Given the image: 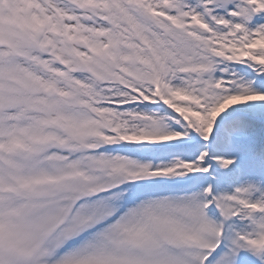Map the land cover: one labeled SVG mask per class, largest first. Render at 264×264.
<instances>
[{"label": "snow or ice", "instance_id": "6c2138e0", "mask_svg": "<svg viewBox=\"0 0 264 264\" xmlns=\"http://www.w3.org/2000/svg\"><path fill=\"white\" fill-rule=\"evenodd\" d=\"M0 264H264V0H0Z\"/></svg>", "mask_w": 264, "mask_h": 264}]
</instances>
